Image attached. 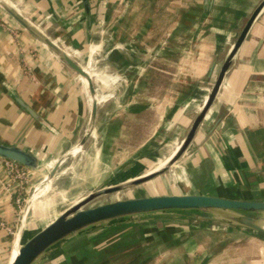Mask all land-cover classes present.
<instances>
[{
    "label": "crops",
    "instance_id": "0c3cea01",
    "mask_svg": "<svg viewBox=\"0 0 264 264\" xmlns=\"http://www.w3.org/2000/svg\"><path fill=\"white\" fill-rule=\"evenodd\" d=\"M13 1L5 2L75 61L91 60L114 76L112 94H100L94 84L93 133L63 175H56L61 179L56 188L65 193L76 188L78 199L99 185H91L90 176L103 185L133 177L174 152L261 0H213L207 15L204 0H105L102 11L100 0H89L91 26L81 0ZM1 15L17 34L0 29V142L32 151L43 163L56 162L86 131L91 109L86 80L8 13ZM88 69L107 87L106 74ZM13 95L48 127L32 119ZM73 166L77 174L65 175ZM178 166L170 194L264 200V8ZM42 170L29 169L21 187L8 188L0 157V218L13 231L0 227V264H8L20 224L16 198L30 192ZM36 264H264V237L216 214L165 211L86 229Z\"/></svg>",
    "mask_w": 264,
    "mask_h": 264
},
{
    "label": "water",
    "instance_id": "95a60500",
    "mask_svg": "<svg viewBox=\"0 0 264 264\" xmlns=\"http://www.w3.org/2000/svg\"><path fill=\"white\" fill-rule=\"evenodd\" d=\"M81 3L83 5L85 19L88 25L91 26L92 14L90 1L81 0ZM212 3L213 0H204V15L209 13ZM99 4L101 10L105 4V0H100ZM0 7L25 31L31 33L39 39L47 48L51 49L61 61L86 80V86L91 98V109L84 136L76 145V147L81 149L93 129L96 117L98 101L93 78L79 62L71 58V56L61 46L43 34V32L25 19L11 5L0 2ZM263 8L264 0H261L248 17L236 41L224 59L212 88L210 89V92L199 113L194 119L187 135L176 150L171 154L166 165L160 169L148 171L144 174L137 175L126 180L111 181V183L108 184L98 185L80 196L78 199L70 202L65 209L60 211L54 217V219L33 233H30L29 229L25 227L29 211L27 203V206L21 212L22 215L20 224L16 232L17 235H19L17 253L14 258L8 262V264H36L47 251L62 241L77 235L86 229L99 226L104 223H114L119 219H124L126 217L165 211H199L201 213L216 214L228 223L264 234V221L256 217V215L264 214V200L226 198L201 193H174L117 199L95 206H87L90 202L101 196L119 192L155 178L165 172L170 166H173V164L176 163L180 157H182L204 117L212 106L219 92L223 78L231 65L233 57L243 44L254 21ZM100 10H97V13L102 11ZM13 99L17 105L21 107L32 119L43 126L48 127L45 120H43V118L19 96L13 95ZM71 155H73L71 151L66 152L54 163L51 170L47 171L44 167L45 163L41 161L40 157L36 153L17 145L0 142L1 158L15 161L32 170H46V176L43 179L44 181L49 180L52 182L61 164ZM36 187H34V191L36 190Z\"/></svg>",
    "mask_w": 264,
    "mask_h": 264
},
{
    "label": "rangeland",
    "instance_id": "374dc122",
    "mask_svg": "<svg viewBox=\"0 0 264 264\" xmlns=\"http://www.w3.org/2000/svg\"><path fill=\"white\" fill-rule=\"evenodd\" d=\"M7 1H9L10 3H14L15 4V1H13V0H7ZM17 7L19 8V6H17ZM1 10H3V9H1ZM138 19L139 18H137V20ZM157 19L161 20V16L159 15L157 17ZM157 33L158 32H155V35ZM121 37L125 38L123 35ZM126 38L130 39V37H126ZM80 64H81V66H83L85 68H88V67L92 68L93 67L95 70H99V71L101 70L100 72L106 74L105 75V76H107L106 78L107 79L109 78L107 80L108 81L107 87L103 88V86L100 85L94 79H93V83L95 82L94 84L99 89L98 92L100 94H103V93H111L112 94L113 93V87H114V83H113L114 76H113V73H109L108 74L107 71H105V69L102 67V65H100L101 67H99V65L96 66V65L93 64V61H91V60L89 62H87L86 60L85 61H81ZM109 98L110 97H108V99ZM99 99L102 100V97H99L98 100ZM111 99H112V97H111ZM100 104H105V101L100 102ZM93 129H92L91 133H93ZM87 139H88V137H87ZM84 149L85 148H83V146H82V148L79 149L78 152L73 154V157L74 156L78 157L80 152H81V150H84ZM70 157H72V155ZM70 157L67 158L61 164V166L58 169V172H57L56 175H59V176L63 175V173H61V171H63L69 165L70 161L72 160V158H70ZM180 159H181V157L179 158V160ZM155 160L157 161V159H155ZM155 160H154V162H155ZM159 160L161 161L162 159H159ZM179 160L176 162L175 166H170L165 172H163L162 174L156 176L155 178H153V179H151V180H149V181H147L145 183H141L139 185L130 187L128 189L121 190L119 192H115V193H112V194H107V195L101 196V197L93 200L92 202H90L87 206H95V205H98V204L114 201V200H117V199H126V198H132V197H141V196H150V195H159V194L162 195L164 193L170 194V192H172L173 187L175 186L176 181L178 180L177 179V173L180 171L179 170V166H178L179 165ZM79 161H81V159ZM54 163H55L54 161H48L46 166H45V169L47 171H50L52 166L54 165ZM46 170H42L41 171L40 177L34 183V186L30 190V192L27 195L24 196L25 202H24V205H22V209L23 210L27 206L28 199L29 200L32 199L31 200L32 201L31 206H33V207L32 208L29 207V211H28L27 218H26V225H25L26 228H29V231L32 228H34L35 231H37L38 230L37 227H41V226H44L47 223H49L52 219H54V217L58 214L59 211H62L63 209H65L69 205L70 202L74 201L77 198L76 197L77 194H79V193H77V191H75L76 188L72 189L70 191V193H65L62 188L61 189L60 188H56V185L58 183H60V181H61L60 178L56 179V177H58V176H55V178L52 180V182H50L48 184H44L46 182V181L43 180L44 177L46 176V174H45ZM89 170L90 169L88 167H85V169H84L87 177L89 175L88 174ZM71 172H72V175H74V176L77 174L76 166H73L72 169H69L68 171H66L65 175H67V173L70 174ZM88 178H89V183L91 185H93V184L102 185V183H100L101 181H93L94 180L93 176H90ZM107 180H108L107 177H104V179H103V181H105L104 183H106ZM158 184H160V185H158ZM147 185H156V186L155 187H151L149 189H146L145 187ZM34 187H36L35 191H34ZM81 187H83V186H81ZM49 188H50V190L46 194L47 195L46 197L37 198L38 192L40 190L45 192ZM71 196H73V197H71ZM38 201H42V202H40L39 205L35 206L36 202H38ZM21 215H22V213H21ZM260 220L264 221V214H260ZM14 230H15L14 231V235L16 237V235H17L16 232H17L18 228L14 229ZM30 233H32V232H30ZM14 241H15V239H14Z\"/></svg>",
    "mask_w": 264,
    "mask_h": 264
},
{
    "label": "built area",
    "instance_id": "2783aa9c",
    "mask_svg": "<svg viewBox=\"0 0 264 264\" xmlns=\"http://www.w3.org/2000/svg\"><path fill=\"white\" fill-rule=\"evenodd\" d=\"M1 7H0V29H6L12 34H17L15 28L12 27L8 18H4L1 15ZM3 163L5 166L4 176L9 180V183H6V186L9 188L15 183L17 187H21L24 180L27 178V173L29 172V168L22 166L21 164L12 161L3 159ZM12 183V184H10ZM25 198L23 196H17L16 203L17 208L20 212H22V205H24ZM0 227L5 229L9 233H13L12 229L8 227L5 222L0 218Z\"/></svg>",
    "mask_w": 264,
    "mask_h": 264
},
{
    "label": "bare ground",
    "instance_id": "6f19581e",
    "mask_svg": "<svg viewBox=\"0 0 264 264\" xmlns=\"http://www.w3.org/2000/svg\"><path fill=\"white\" fill-rule=\"evenodd\" d=\"M7 3H8V1L7 0H5ZM4 0H0V2H3V3H6ZM11 5V4H10ZM91 68V67H90ZM85 70L89 73V75H93V72L90 70V69H88V68H85ZM86 86V85H85ZM78 150H79V148L78 147H74L72 150H71V152L73 153V154H75L76 152H78ZM176 150V149H175ZM174 150V151H175ZM173 153V152H172ZM79 154V153H78ZM170 156L171 155H169L168 157H166V158H163L161 161H159V162H157V163H155L154 165H152L151 167H150V169H148V171H152V170H157V169H160V168H162L164 165H166V163L168 162V159L170 158ZM175 164V163H174ZM173 164V165H174ZM45 166H46V163H45ZM44 166V167H45ZM46 182H51V181H47L46 180ZM43 194H44V192L43 191H39L38 192V196H37V198H41L42 196H43ZM109 199V198H108ZM32 199H30V200H28V207H31V204H32V201H31ZM109 201V200H108ZM17 241V242H16ZM18 243H19V235H16V237H15V241H14V248H13V250H12V252H11V255H10V259H9V261H11L13 258H14V256L16 255V253H17V249H18ZM17 244V245H16ZM15 245H16V248H15Z\"/></svg>",
    "mask_w": 264,
    "mask_h": 264
},
{
    "label": "flooded vegetation",
    "instance_id": "af4514ba",
    "mask_svg": "<svg viewBox=\"0 0 264 264\" xmlns=\"http://www.w3.org/2000/svg\"><path fill=\"white\" fill-rule=\"evenodd\" d=\"M146 173V172H145ZM144 174V173H143ZM141 175V174H140ZM137 176V175H136ZM134 177V176H133ZM128 178H131V177H126V178H124V179H122V180H126V179H128ZM115 193V192H114ZM112 194V193H111Z\"/></svg>",
    "mask_w": 264,
    "mask_h": 264
},
{
    "label": "trees",
    "instance_id": "16d2710c",
    "mask_svg": "<svg viewBox=\"0 0 264 264\" xmlns=\"http://www.w3.org/2000/svg\"><path fill=\"white\" fill-rule=\"evenodd\" d=\"M260 236H263L264 237V234L263 233H259V232H257Z\"/></svg>",
    "mask_w": 264,
    "mask_h": 264
}]
</instances>
